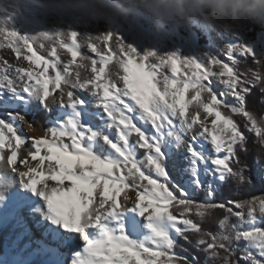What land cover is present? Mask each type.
I'll use <instances>...</instances> for the list:
<instances>
[{
    "label": "snow or ice",
    "instance_id": "1",
    "mask_svg": "<svg viewBox=\"0 0 264 264\" xmlns=\"http://www.w3.org/2000/svg\"><path fill=\"white\" fill-rule=\"evenodd\" d=\"M0 47L28 62L5 60L0 70V163L16 178L0 172V209L12 208L0 223L15 219L23 228L8 264L37 257L40 264H264V194L225 195L253 182L245 132L264 147V114L248 106L250 97L264 104V61L250 48L227 46L230 65L139 54L111 33L29 37L4 26ZM237 56L252 58L255 68L241 70ZM178 65L186 69L180 75ZM24 125L41 134L27 135ZM255 175L264 185V168ZM30 197L43 202L47 221L36 224L44 228L38 240L17 216ZM213 220L215 230H206ZM179 240L196 254L178 252Z\"/></svg>",
    "mask_w": 264,
    "mask_h": 264
},
{
    "label": "rangeland",
    "instance_id": "2",
    "mask_svg": "<svg viewBox=\"0 0 264 264\" xmlns=\"http://www.w3.org/2000/svg\"><path fill=\"white\" fill-rule=\"evenodd\" d=\"M0 23L10 30H15L29 37L37 33L55 34L64 31H73L82 37H93L111 33L118 36L120 39L125 37L128 43L130 42L129 44L139 54L153 52L157 56L175 55L181 60L193 59L197 62H203L206 57H219L225 63L231 65V62L227 60L225 48L236 44L250 48L256 60L264 58V26L259 24L234 27L232 32L227 36L209 29L204 25L191 26L176 31L166 30L164 33L157 35L152 31L149 19L146 16L137 14L132 17H126L122 22L82 24L73 27V25L68 22V17L61 7L60 0H0ZM256 25L258 26L257 30L255 29ZM188 32H192L196 35L197 44L192 43L187 36ZM250 34L253 36H250ZM121 41H123V39ZM112 43L113 41L109 40L110 46ZM1 50L0 48V63L4 64L8 55L4 52L2 54ZM34 50L37 51V54L44 55L46 58L51 59V57H47V53L44 52L42 48L34 47ZM81 51L90 57L95 56V54L89 52L87 48H82ZM60 52L62 60L69 59V56H64V54L68 55L66 52L63 50H60ZM28 54L30 55V53ZM242 58L247 57L237 56L238 60ZM149 59L152 60V58ZM152 62L155 61L153 60ZM205 63H207V61H205ZM162 70L165 74L169 75V77H172L173 74L170 67L165 66ZM214 70L218 71L219 69ZM185 71L186 69L178 65L177 75ZM212 84L217 93H221L225 90L223 85L218 83L215 78H213ZM77 94L87 98L86 94L82 95L81 92H77ZM227 99L229 103L232 102L231 97ZM53 114H55V109L53 110ZM94 123L98 124L99 121H94ZM23 131L29 135L25 125L23 126ZM208 147L210 148V145H208ZM4 179H6V177ZM16 185H18V183ZM17 188L19 189V185ZM27 206L22 208L19 212V217H23L27 227L30 230L31 228L34 230L32 223L37 222H43L46 227L47 221L45 222L43 219H40L43 217L36 218L35 216H30ZM16 227L17 224H13L12 226L0 224V238L6 242L9 249H11V245L16 241L19 235H14L17 231ZM32 230L31 232L33 233ZM37 231L38 232L35 231L33 235V239L35 240L40 239L42 236V234H39L40 229ZM36 236H38V238ZM21 243L22 240L20 241V247ZM241 244L244 245V248L246 247L244 242H241ZM11 250V253H15V251ZM61 251L64 250L62 249ZM252 251L253 253L256 252L255 249H252ZM25 255H27V253H25ZM33 264H40V260L33 261Z\"/></svg>",
    "mask_w": 264,
    "mask_h": 264
},
{
    "label": "clouds",
    "instance_id": "3",
    "mask_svg": "<svg viewBox=\"0 0 264 264\" xmlns=\"http://www.w3.org/2000/svg\"><path fill=\"white\" fill-rule=\"evenodd\" d=\"M60 4L73 27L122 22L137 14L149 19L157 35L204 25L227 36L234 27L264 26V0H60Z\"/></svg>",
    "mask_w": 264,
    "mask_h": 264
},
{
    "label": "trees",
    "instance_id": "4",
    "mask_svg": "<svg viewBox=\"0 0 264 264\" xmlns=\"http://www.w3.org/2000/svg\"><path fill=\"white\" fill-rule=\"evenodd\" d=\"M255 29H258V26L256 25ZM250 36H253L250 34ZM258 60L264 61V58H259ZM241 63L237 66L238 68H240L241 70H244L246 68H255V65L252 63V58H242L241 60H238ZM262 71H264V69H262ZM250 103H249V108L258 116L261 114H264V104H260L259 102L253 103L252 102V98H249ZM236 121L238 122H242V118L241 117H235L234 118ZM241 127H242V123H241ZM245 134L248 136V140H249V149H250V153L247 157V163L249 164V166L253 169V174H252V185H246L241 193L235 194V195H229L227 192L225 193L226 196H228V198H232V199H240V198H250L251 196L254 195H261L264 194V185H262L259 180L256 178L255 175V171L257 167H261L264 168V147H261L259 145L258 142H254V137L251 133L245 132ZM259 157L260 160V164L256 165L253 163V158L254 157ZM241 158L242 161L244 160L243 154H241ZM217 199H220V197L218 196ZM218 216L222 217V213L218 212ZM233 223H235V219L233 218L232 220ZM260 227H264V220H261L260 222ZM205 229H211V230H215V220L213 221H209L208 223H206L204 225ZM178 243L180 245H182V247L177 248L178 252H182L185 255H189V254H196L194 252V250L191 248L190 245H187L184 243L183 240H179ZM239 247L241 249L244 248V245L240 243ZM187 249V251L185 252L184 249ZM240 257V253H237V259H239ZM200 259L202 260L203 257L200 256ZM240 264H244L243 260H240Z\"/></svg>",
    "mask_w": 264,
    "mask_h": 264
},
{
    "label": "bare ground",
    "instance_id": "5",
    "mask_svg": "<svg viewBox=\"0 0 264 264\" xmlns=\"http://www.w3.org/2000/svg\"><path fill=\"white\" fill-rule=\"evenodd\" d=\"M0 26H4L2 23H0ZM5 27V26H4ZM122 39H123V44L125 45V46H128V47H131V48H133L129 43H128V41L125 39V37H122ZM121 39V40H122ZM2 50V54H3V52L4 53H6L7 55H8V57L7 56H5V55H3V56H5V57H7V60H8V62L9 63H12V64H14V65H18V64H21V63H23V66H27V64H28V62L27 61H22V57L21 58H17V56H16V54L15 53H13L12 51H11V49L10 48H7V47H0ZM64 56L66 57V56H68V55H66V54H64ZM3 67H4V64H2V63H0V70H2L3 69ZM34 68H35V66H33ZM35 71H40V69L39 68H35ZM12 73H11V71L9 72V75H11ZM90 74V73H89ZM82 95H85L84 93H82ZM209 120H211V118H209ZM26 126V129H27V132L29 133V135L30 136H33V135H40L41 133L38 131V132H32V131H30L28 128H27V125H25ZM38 129L41 127V120L40 119H37V121H36V125H35ZM33 163H35V162H33ZM21 168H22V166H21ZM0 172H4L5 174H7L8 176H6V179H8V180H10V179H16V178H12V177H10L11 176V173L10 172H8V169H7V167L3 164V163H0ZM48 183H52V182H48ZM17 186L18 185H16L14 188H12L10 191L11 192H18L19 191V189L17 188ZM11 194L9 193V205H10V203H11ZM30 199H31V204L30 205H28V207H29V209H30V207L31 208H33L34 209V214H33V216H35L36 218H38V217H43V218H40L41 220L43 219L45 222H46V218H45V216H44V205H43V202H41L40 200H38L37 198H34V197H30ZM26 207V206H25ZM10 211H12V208H11V206H6L4 209H0V215H7V213L8 212H10ZM20 212V211H19ZM19 212L17 213V216L19 217ZM29 212V211H28ZM30 216H32V214H30ZM0 224H8V225H13V224H17V221L15 220V219H12V220H9L7 223H0ZM34 224V226H36V223H33ZM36 229L38 230L39 228H37L36 227ZM35 229V230H36ZM16 232L14 233V235H16V234H20L22 231H23V228L22 227H19V226H17L16 227ZM31 230H32V228H31ZM36 230V232H38ZM33 231V230H32ZM41 234V233H40ZM33 235H34V233H32L31 232V238L33 239ZM37 238H38V236H36ZM40 238V237H39ZM30 238L28 237V236H25L24 238H23V240H22V243H21V247H23V245L24 244H26L27 242H28V240H29ZM32 247L33 248H35L36 247V245L35 244H33L32 245ZM10 250L11 249H9V246L6 244V242L4 241V240H2L1 238H0V264H8V261L11 259V255L12 254H14V252L13 253H11L10 252ZM11 251H15V250H11ZM41 258H39V257H37L35 260L36 261H39ZM34 260V261H35Z\"/></svg>",
    "mask_w": 264,
    "mask_h": 264
},
{
    "label": "water",
    "instance_id": "6",
    "mask_svg": "<svg viewBox=\"0 0 264 264\" xmlns=\"http://www.w3.org/2000/svg\"><path fill=\"white\" fill-rule=\"evenodd\" d=\"M187 36L189 37V39L192 41V43H194V44H197V37H196V35L194 34V33H192V32H188L187 33Z\"/></svg>",
    "mask_w": 264,
    "mask_h": 264
}]
</instances>
